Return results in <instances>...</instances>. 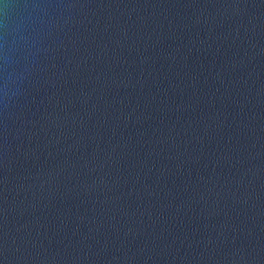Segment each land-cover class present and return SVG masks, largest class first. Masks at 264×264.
Wrapping results in <instances>:
<instances>
[{"label": "water", "instance_id": "water-1", "mask_svg": "<svg viewBox=\"0 0 264 264\" xmlns=\"http://www.w3.org/2000/svg\"><path fill=\"white\" fill-rule=\"evenodd\" d=\"M0 264H264V0H0Z\"/></svg>", "mask_w": 264, "mask_h": 264}]
</instances>
